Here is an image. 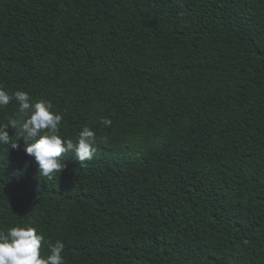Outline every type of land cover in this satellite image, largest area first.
Returning <instances> with one entry per match:
<instances>
[{"label": "trees", "instance_id": "16d2710c", "mask_svg": "<svg viewBox=\"0 0 264 264\" xmlns=\"http://www.w3.org/2000/svg\"><path fill=\"white\" fill-rule=\"evenodd\" d=\"M0 87L97 139L48 180L0 107V231L64 264H264V0H0Z\"/></svg>", "mask_w": 264, "mask_h": 264}, {"label": "clouds", "instance_id": "9594fccd", "mask_svg": "<svg viewBox=\"0 0 264 264\" xmlns=\"http://www.w3.org/2000/svg\"><path fill=\"white\" fill-rule=\"evenodd\" d=\"M15 101L19 111L26 114L20 122L25 138L24 151L34 158L37 173L48 180L55 179L66 167L65 160L61 157L68 152H73L80 164L92 160L97 151L95 133L85 126L78 134L75 141L64 139L59 135V125L62 116L52 111V105L46 100L33 102L24 91H15L11 95L0 87V107ZM104 125H110V119H103ZM17 120L9 119L6 124H0V144H9L10 135L8 128L15 129ZM12 148H17V143H12ZM45 238L37 234L34 228L11 227L6 232L0 231V264H64L61 253L65 245L61 241L55 244L48 242L50 254L42 257L40 248Z\"/></svg>", "mask_w": 264, "mask_h": 264}]
</instances>
